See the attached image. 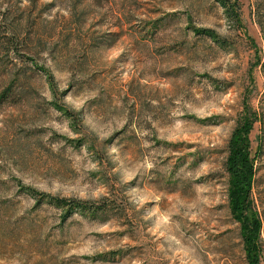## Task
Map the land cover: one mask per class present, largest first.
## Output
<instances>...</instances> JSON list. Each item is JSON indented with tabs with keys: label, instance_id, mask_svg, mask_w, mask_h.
<instances>
[{
	"label": "rangeland",
	"instance_id": "rangeland-1",
	"mask_svg": "<svg viewBox=\"0 0 264 264\" xmlns=\"http://www.w3.org/2000/svg\"><path fill=\"white\" fill-rule=\"evenodd\" d=\"M4 92L0 264H264V0H0Z\"/></svg>",
	"mask_w": 264,
	"mask_h": 264
},
{
	"label": "trees",
	"instance_id": "trees-1",
	"mask_svg": "<svg viewBox=\"0 0 264 264\" xmlns=\"http://www.w3.org/2000/svg\"><path fill=\"white\" fill-rule=\"evenodd\" d=\"M199 32H207L206 30H199ZM8 95L4 92L0 94V101H3ZM236 146V145H235ZM238 148V146H236ZM236 153H233L230 158L231 163V172L233 175V184H237V178L242 180V187L240 190H237L233 194V207L235 208L238 215H241L244 217V220L246 221V228L248 229L249 224L253 227H258L259 222L253 221L248 223L249 216L248 214H245L246 208H247V201L249 200V197L251 195L252 190V184H253V177H254V167L251 163H249V160L245 158H238L236 156ZM240 163L242 165H240ZM242 175V176H240ZM53 203H55L57 206H71V209L81 210L83 213L91 214V215H97L100 213H105L107 210L104 208L107 206H93L90 204L89 201H78L74 199H67V198H53ZM246 204V205H245ZM244 210V211H243ZM245 244V251H246V258L248 261V264H261L260 256L258 254L257 245L253 240L252 235H249L246 240H244Z\"/></svg>",
	"mask_w": 264,
	"mask_h": 264
}]
</instances>
